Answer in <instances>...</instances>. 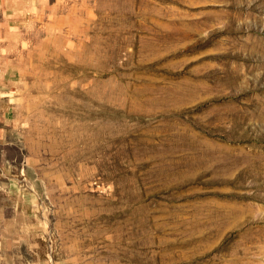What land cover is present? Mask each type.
<instances>
[{
    "label": "rangeland",
    "instance_id": "1",
    "mask_svg": "<svg viewBox=\"0 0 264 264\" xmlns=\"http://www.w3.org/2000/svg\"><path fill=\"white\" fill-rule=\"evenodd\" d=\"M0 264H264V0H0Z\"/></svg>",
    "mask_w": 264,
    "mask_h": 264
}]
</instances>
